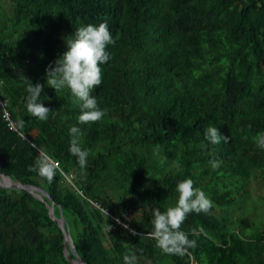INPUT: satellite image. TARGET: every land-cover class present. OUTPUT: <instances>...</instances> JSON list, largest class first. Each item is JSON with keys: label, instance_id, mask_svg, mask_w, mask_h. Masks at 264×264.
I'll return each instance as SVG.
<instances>
[{"label": "trees", "instance_id": "obj_1", "mask_svg": "<svg viewBox=\"0 0 264 264\" xmlns=\"http://www.w3.org/2000/svg\"><path fill=\"white\" fill-rule=\"evenodd\" d=\"M102 22L116 43L92 95L108 112L81 125L70 91L49 87L45 69L76 28ZM21 75L44 85L40 99L55 111L46 121L27 112ZM0 95L29 139L0 117V173L48 194L86 264H123L127 251L151 264H264V223L245 232L247 217L215 214L245 192L240 179L257 171L264 180V150L253 142L264 132V0H0ZM73 125L90 150L83 170L68 151ZM209 126L229 142L206 141ZM38 149L58 164L52 183L29 170ZM188 178L212 208L181 225L195 248L163 254L147 235L153 213L175 206L176 184ZM49 204L0 187V264H75Z\"/></svg>", "mask_w": 264, "mask_h": 264}, {"label": "clouds", "instance_id": "obj_2", "mask_svg": "<svg viewBox=\"0 0 264 264\" xmlns=\"http://www.w3.org/2000/svg\"><path fill=\"white\" fill-rule=\"evenodd\" d=\"M106 22L98 26L87 24L76 28L74 36L67 39L65 51L54 63L46 67V83L56 92L67 88L70 91L72 102L77 104L80 114L77 117L78 124L100 121L108 112L107 108L101 109L97 99L92 95L94 88L102 84V67L112 57L107 46L115 45ZM25 83L26 110L34 118L46 121L51 111L45 107L40 99L44 85L36 83L33 85L30 80L23 75L20 76ZM17 127L23 129L24 121H17ZM83 132L80 127L73 125L69 128L70 147L69 153L77 158L80 169L87 166L89 149L81 147V137ZM204 139L212 145L221 142L227 144L230 137L222 135L217 127L209 126L204 131ZM247 139V137H245ZM256 147L264 150V132L257 133L253 137ZM213 168L218 167V162L211 160ZM58 169L57 162L49 155L40 153L34 162L29 166L30 171L52 183ZM175 192L178 194L175 206L168 207L165 211L155 210L151 220L152 231L147 233L148 237L155 241V246L163 254L185 255L189 249L197 246L196 239H190L189 233L181 231V225L188 215L196 213L209 214L212 208V201L206 193L194 187L191 178L177 182ZM193 236L204 233L203 227L191 229ZM135 234V233H133ZM123 264H139V257L134 251H127L123 255Z\"/></svg>", "mask_w": 264, "mask_h": 264}, {"label": "rangeland", "instance_id": "obj_3", "mask_svg": "<svg viewBox=\"0 0 264 264\" xmlns=\"http://www.w3.org/2000/svg\"><path fill=\"white\" fill-rule=\"evenodd\" d=\"M32 131V129L29 130L30 133ZM240 182L244 184L242 192H245L235 195V203L228 207L227 211L215 209V214L228 213L233 221L240 216H245L252 221V225L247 227L245 232H251L254 229H259L264 223V180L259 177L256 171L247 178L240 179ZM139 264H151V262L139 259Z\"/></svg>", "mask_w": 264, "mask_h": 264}, {"label": "water", "instance_id": "obj_4", "mask_svg": "<svg viewBox=\"0 0 264 264\" xmlns=\"http://www.w3.org/2000/svg\"><path fill=\"white\" fill-rule=\"evenodd\" d=\"M0 187H6V188H22L26 191L32 193L34 196H36L39 199H42V197H46L48 200H50V204L48 205V213L50 217L55 221L56 225L59 227L62 235H63V255L64 257L75 263V264H86L83 260L79 258L77 255L73 243L71 241L70 235L67 233L65 227H64V218L62 216L61 211L59 210L58 216H54L53 209H52V201L48 194L40 187H37L35 185L31 184H24L19 182H13L9 176L4 175L3 173H0ZM71 255V256H70ZM191 264H196L195 261H193Z\"/></svg>", "mask_w": 264, "mask_h": 264}, {"label": "built area", "instance_id": "obj_5", "mask_svg": "<svg viewBox=\"0 0 264 264\" xmlns=\"http://www.w3.org/2000/svg\"><path fill=\"white\" fill-rule=\"evenodd\" d=\"M7 106V102H6V99L4 97H2L0 95V117L1 119L6 123V125L12 130V131H17L16 130V127L14 126V122L12 121V119L10 118V115H9V112L6 108ZM17 133L20 135L21 138L29 141V139L24 135L22 134L21 132L17 131ZM31 135V134H30ZM34 135H31V137H33ZM33 145V144H32ZM38 152L39 153H42L39 149H38ZM114 222L115 223H118V224H122L117 218H114ZM112 225H108L106 227V229H111Z\"/></svg>", "mask_w": 264, "mask_h": 264}, {"label": "crops", "instance_id": "obj_6", "mask_svg": "<svg viewBox=\"0 0 264 264\" xmlns=\"http://www.w3.org/2000/svg\"><path fill=\"white\" fill-rule=\"evenodd\" d=\"M31 135H35V132H34V130L32 131V133H30Z\"/></svg>", "mask_w": 264, "mask_h": 264}]
</instances>
